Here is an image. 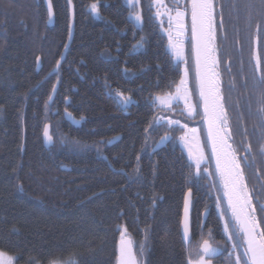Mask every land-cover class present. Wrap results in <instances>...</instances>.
<instances>
[{"label": "trees", "instance_id": "obj_1", "mask_svg": "<svg viewBox=\"0 0 264 264\" xmlns=\"http://www.w3.org/2000/svg\"><path fill=\"white\" fill-rule=\"evenodd\" d=\"M153 1L136 2L141 27L130 0H72L73 39L51 75L70 38L68 0H51L54 17L44 0H0V252L14 264H116L125 228L139 264H188L204 241L223 250L215 264H234L233 243L243 253L230 212L224 230L214 182L196 177L175 142L179 132L156 122L154 99L175 90L182 70ZM216 2L227 37L217 23L226 129L264 229V86L257 79L264 72V0ZM249 17L261 22L259 33L248 28ZM117 93L132 102L122 107ZM166 134L173 141L153 152ZM189 192L187 243L181 228Z\"/></svg>", "mask_w": 264, "mask_h": 264}, {"label": "snow or ice", "instance_id": "obj_2", "mask_svg": "<svg viewBox=\"0 0 264 264\" xmlns=\"http://www.w3.org/2000/svg\"><path fill=\"white\" fill-rule=\"evenodd\" d=\"M71 4V0H68ZM137 0H130L132 11L130 16L140 24L142 27L141 15L135 10ZM177 2L176 11V27L178 28V35H184L185 31L189 33V43L191 48V54L194 60L195 76L197 86L199 88V95L201 103L204 109V114L209 121V136L212 143L213 152L217 157V170L219 171L222 180L223 187L225 189L224 196L227 198L229 208L222 210L220 213L221 219L224 218L225 212L231 213V223L235 225V235L241 237V243L246 242L243 253H237V243L231 245L232 252L229 256L233 258L234 264H264V229L260 228V222L255 215V206L251 204L250 194L247 191V185L243 179V169L235 156L234 152L229 154L224 152L225 147H230L227 144L228 137L223 135L228 124L227 108L224 105V95L221 92L219 74L214 70L219 65L220 61L217 57V23L221 30V38L227 40L226 35L223 33L224 17L223 11H217L220 5L216 0H190V5L185 7L184 10H179V0ZM91 11L99 15V8L96 3L91 6ZM185 15L190 16V23L185 24ZM171 19V18H170ZM249 29L255 28L259 33L261 30V22L249 17L246 21ZM143 38L133 47H142ZM173 52L179 57L180 48L177 45H173ZM254 69L260 68L261 59L257 53L255 56ZM184 63L187 65V61ZM188 67L184 69L185 77L188 75ZM230 71V69H229ZM261 86H264V72H261L257 77ZM185 79H181L180 84L184 85ZM177 98L181 95L184 96L187 103V90H182L178 87L176 90ZM117 97L120 98V104L122 107H126L131 103V97L123 96L122 93H117ZM261 103L264 104V97L261 98ZM189 114L195 112V108L189 105ZM195 131V130H193ZM230 131V129H228ZM44 135L48 141L52 140V136L49 135L47 129H45ZM170 137L166 134L161 137L160 143H164L169 140ZM250 151V146L248 148ZM261 154H264V147H261ZM229 159L231 167L226 168L221 163L222 159ZM245 163H247V156L244 157ZM200 157H197L195 161V175L200 177ZM191 167V166H190ZM235 169V171H233ZM193 173L189 172V177H192ZM216 207L220 208V198H217ZM260 211L264 213V205H261ZM185 213H187V206L185 207ZM207 214V209L205 210ZM229 221L224 222V230L228 232ZM127 229H124L126 232ZM124 232L121 233L119 260L118 264H139L136 255L132 252L130 246L125 243ZM188 233V223L185 222V235ZM209 234L211 231L209 230ZM259 237V239H258ZM233 234H229L228 239L232 240ZM144 246L139 248V254L142 257ZM219 248L212 247L208 241L203 242L202 248L196 251L197 264H208V260L205 257H213L220 253ZM2 255V254H0ZM192 253L189 252L188 256L191 257ZM10 264V262H9ZM66 264H76L74 259H69Z\"/></svg>", "mask_w": 264, "mask_h": 264}, {"label": "rangeland", "instance_id": "obj_3", "mask_svg": "<svg viewBox=\"0 0 264 264\" xmlns=\"http://www.w3.org/2000/svg\"><path fill=\"white\" fill-rule=\"evenodd\" d=\"M189 5L190 0H179V10H184L185 7ZM153 6L156 20L158 21L161 32L167 41V49L172 55L175 64L181 66V79L186 80L184 85H181L179 82L173 92L155 97V104L160 110L156 117V122L157 124L166 125L169 128L176 129L179 132L175 142L184 151L190 164L194 168V172L195 161L197 157H200V176L208 177L210 181L214 182L215 194L217 198H220L219 212L221 213L222 210H226L222 201V193L220 189V185H223V180L221 175H219L217 167L212 162L208 138L205 131L204 117L202 115V103L199 95V88L195 81L194 64H192L190 54L189 33L185 31L184 35H178L179 30L176 27L175 19L177 11L176 0H154ZM184 20L185 24L190 23V16L185 15ZM173 45H177L180 48L179 57L174 54ZM185 60L187 61V65L184 63ZM186 66L189 69L187 77H185L184 73ZM178 87L182 92L185 89L187 90V103L185 102L183 95L177 98L176 90ZM189 105L195 108V112L191 115L188 111ZM223 134L226 135V132ZM220 178L222 183H220ZM224 220L230 222L227 212H225ZM0 254H2L0 255V264H9V262L10 264H14V259L11 256L1 252Z\"/></svg>", "mask_w": 264, "mask_h": 264}, {"label": "water", "instance_id": "obj_4", "mask_svg": "<svg viewBox=\"0 0 264 264\" xmlns=\"http://www.w3.org/2000/svg\"><path fill=\"white\" fill-rule=\"evenodd\" d=\"M44 3H45V6L48 10V12L51 14L52 17H54V14H53V8H52V3H51V0H44ZM70 6V10H71V30H70V38H69V41L67 43V46L65 48V51L62 55V58L60 59L57 67L55 68V70L51 73V75L57 73L60 69V67L62 66L64 60H65V57L68 53V50H69V47L71 45V42H72V39H73V29H74V8H73V3H72V0H71V4H69ZM38 63H40V60H38ZM217 73H218V69H217V66L215 67L214 69ZM196 71V70H195ZM197 83V81H196ZM221 88V86H220ZM202 114H203V117H204V122H205V130H206V134H207V138H208V143H209V147H210V151H211V154H212V159L214 161V164L215 166L217 167V157H216V154L213 152V148H212V143H211V140H210V136H209V132H210V129H209V121H208V118L207 116L204 114V109H203V106H202ZM226 132V135L229 139H231L232 135H231V131H228V129L225 130ZM170 137L169 140H167L166 142L164 143H160V141L157 143V145L155 146L153 152H156L158 151L160 148L164 147L165 145L169 144L173 137L171 135H168ZM244 157V156H243ZM219 172V171H218ZM220 174V173H219ZM223 190L225 191L224 187H223ZM225 197V196H224ZM225 200H226V203H227V206L229 208V204H228V201H227V198L225 197ZM192 203H193V199H192V192H189L185 198V204H184V210H183V217H182V235H183V238L184 240L188 243V241L190 240L191 238V230H192V223H191V215H192ZM187 206V213H185V207ZM206 217V215H205ZM187 221L188 223V233L187 235H185V222ZM122 232H124V229L122 230ZM124 239H125V243L128 244L132 250V252L136 255V252H135V249H134V246L132 244V241L131 239L127 236V232H124ZM259 239V237H258ZM245 243V247H246V242ZM203 246V245H202ZM214 247V246H212ZM216 248V247H214ZM119 249H120V242L118 244V251H117V263L118 264V260H119ZM221 250V249H220ZM223 255V251L221 250L220 253L216 256H213L211 258L209 257H205L206 260H208V264H214L213 263V260L215 259H218L219 257H221ZM137 257V255H136ZM138 260V258H137ZM188 264H197V261L193 262V261H189Z\"/></svg>", "mask_w": 264, "mask_h": 264}, {"label": "bare ground", "instance_id": "obj_5", "mask_svg": "<svg viewBox=\"0 0 264 264\" xmlns=\"http://www.w3.org/2000/svg\"><path fill=\"white\" fill-rule=\"evenodd\" d=\"M221 77H222V76H221ZM223 91H224V90H223ZM222 134H223V133H222ZM223 135H224V134H223ZM227 144H228V143H227ZM224 152L231 154L229 147H225V148H224ZM221 163L224 164V165L226 166V168L231 167L230 160L227 159V158L222 159V160H221ZM233 171H235V169H233Z\"/></svg>", "mask_w": 264, "mask_h": 264}, {"label": "flooded vegetation", "instance_id": "obj_6", "mask_svg": "<svg viewBox=\"0 0 264 264\" xmlns=\"http://www.w3.org/2000/svg\"><path fill=\"white\" fill-rule=\"evenodd\" d=\"M207 216H208V214H207ZM203 228H204V226H203ZM213 246L218 247V246H216V245H213ZM218 248H219V247H218ZM216 261H217V260H216ZM216 261H214V263H215Z\"/></svg>", "mask_w": 264, "mask_h": 264}]
</instances>
